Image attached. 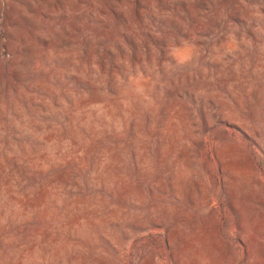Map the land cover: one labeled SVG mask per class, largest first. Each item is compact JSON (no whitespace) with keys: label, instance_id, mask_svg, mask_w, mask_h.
<instances>
[{"label":"rangeland","instance_id":"374dc122","mask_svg":"<svg viewBox=\"0 0 264 264\" xmlns=\"http://www.w3.org/2000/svg\"><path fill=\"white\" fill-rule=\"evenodd\" d=\"M0 264H264V0H0Z\"/></svg>","mask_w":264,"mask_h":264},{"label":"bare ground","instance_id":"6f19581e","mask_svg":"<svg viewBox=\"0 0 264 264\" xmlns=\"http://www.w3.org/2000/svg\"><path fill=\"white\" fill-rule=\"evenodd\" d=\"M252 150V149H251ZM253 157V156H252ZM219 161V160H218ZM220 163V162H219ZM251 177V176H250ZM257 178V177H256ZM256 184V183H255Z\"/></svg>","mask_w":264,"mask_h":264}]
</instances>
